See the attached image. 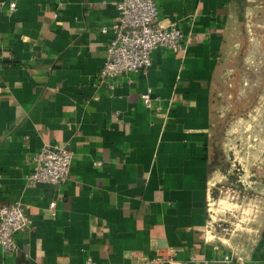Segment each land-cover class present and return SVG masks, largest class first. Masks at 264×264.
<instances>
[{
  "label": "crops",
  "instance_id": "obj_1",
  "mask_svg": "<svg viewBox=\"0 0 264 264\" xmlns=\"http://www.w3.org/2000/svg\"><path fill=\"white\" fill-rule=\"evenodd\" d=\"M4 1L16 7L0 11V203L20 204L29 225L17 234V256L0 249V264H138L158 256L150 264H224L225 256L264 264V179L246 247L223 242L212 230L222 220L212 222L209 207L232 174L219 126L224 110L238 111V101L223 105L217 81L231 29L257 5L157 0L160 25L185 34L183 52L156 48L145 72L101 83L112 36L102 27L115 20L118 0ZM147 88L158 110L143 105ZM260 91L259 105L246 98L237 121L264 124V84ZM45 144L72 152L61 183L27 180Z\"/></svg>",
  "mask_w": 264,
  "mask_h": 264
},
{
  "label": "rangeland",
  "instance_id": "obj_2",
  "mask_svg": "<svg viewBox=\"0 0 264 264\" xmlns=\"http://www.w3.org/2000/svg\"><path fill=\"white\" fill-rule=\"evenodd\" d=\"M248 1L257 6L246 7L231 29V51L222 76L217 81L223 105L228 104L229 107V102L238 101L237 112H244V117L246 98H249L251 108L252 105L258 106L262 99L260 90L264 84V0ZM253 45L256 47L254 53ZM247 72L255 74V77L250 78L251 83L247 81ZM248 82L251 89L249 94ZM237 112L227 113L224 110L225 115L219 126L226 154L223 155V163H228V166L232 162V174L223 188L212 192L209 207L212 216L210 220L215 222L220 218V223L226 228L219 230L223 242L243 248L251 242L258 215L262 212L260 196L264 179V124L248 125L237 121ZM247 175L254 182L244 189V186L247 187Z\"/></svg>",
  "mask_w": 264,
  "mask_h": 264
},
{
  "label": "built area",
  "instance_id": "obj_3",
  "mask_svg": "<svg viewBox=\"0 0 264 264\" xmlns=\"http://www.w3.org/2000/svg\"><path fill=\"white\" fill-rule=\"evenodd\" d=\"M14 1L0 0V11L8 12L15 9ZM117 16L109 25L102 27L103 32L110 30L112 36L106 44V54L103 65L97 74L102 83L110 81L118 75L129 72H145L151 64V52L156 48H164L173 54L182 53L185 47V34L174 23L163 27L158 22L157 0H118L115 4ZM141 100L146 108L158 110L155 106L157 97L152 95L150 88L141 94ZM34 166L28 174L30 183H61L69 175L72 152L65 145L45 144L33 156ZM55 202L49 204L53 209ZM29 225V217L18 203H0V249L2 252L17 256L19 247L17 234ZM225 230L220 222L213 229ZM162 257L142 260L138 264H150ZM224 264H231L228 256Z\"/></svg>",
  "mask_w": 264,
  "mask_h": 264
}]
</instances>
